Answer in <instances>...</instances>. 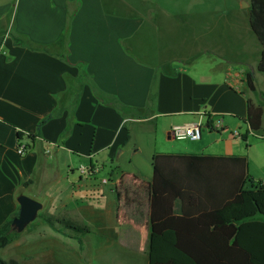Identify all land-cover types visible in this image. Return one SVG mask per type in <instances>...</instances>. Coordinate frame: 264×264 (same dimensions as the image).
Masks as SVG:
<instances>
[{
  "label": "crops",
  "instance_id": "obj_1",
  "mask_svg": "<svg viewBox=\"0 0 264 264\" xmlns=\"http://www.w3.org/2000/svg\"><path fill=\"white\" fill-rule=\"evenodd\" d=\"M241 1L250 0H0V225L19 211L20 194L37 200L56 179L60 161L72 170L75 158L88 160L90 176L103 169L92 162L98 158L115 169L101 178L113 186L112 195L97 190L84 196L100 208L87 212L108 224L118 246L148 264L154 154L245 156L247 174L264 183L261 45L249 5ZM16 38L48 51L19 45ZM248 70L254 91L245 83ZM248 99L262 104L257 132L246 122ZM200 114L201 141L186 152L146 150L135 142L137 135L155 140L161 132L174 139L172 125ZM217 118L222 127L211 129L208 121ZM18 145L25 146L24 154L17 153ZM138 154L149 172L136 166ZM49 204L46 215L52 218L84 212L83 205ZM197 218L211 227L218 223L216 213ZM37 228L17 231L2 259L46 263L38 253L43 241L61 240L60 248L61 238L70 235Z\"/></svg>",
  "mask_w": 264,
  "mask_h": 264
},
{
  "label": "trees",
  "instance_id": "obj_2",
  "mask_svg": "<svg viewBox=\"0 0 264 264\" xmlns=\"http://www.w3.org/2000/svg\"><path fill=\"white\" fill-rule=\"evenodd\" d=\"M249 23L261 45L257 70L264 73V0L249 1ZM15 43L48 51L25 38H16ZM245 83L255 90L251 70L245 73ZM262 113L261 103L247 100L251 131L261 129ZM241 138L246 140V134ZM152 169L148 264H264V183L247 174L245 156L156 153ZM205 213L218 215L214 227L198 222L197 216ZM17 215L0 225V249L16 237L12 220ZM41 218L54 231H87L65 219ZM0 264L18 262L0 257Z\"/></svg>",
  "mask_w": 264,
  "mask_h": 264
},
{
  "label": "rangeland",
  "instance_id": "obj_3",
  "mask_svg": "<svg viewBox=\"0 0 264 264\" xmlns=\"http://www.w3.org/2000/svg\"><path fill=\"white\" fill-rule=\"evenodd\" d=\"M130 125V124H129ZM128 125V126H129ZM204 138H202L203 141ZM201 140H179V139H167L166 133H158L156 135L155 140L151 136L139 137L138 135L135 137V142L140 143L143 149H149L155 147L156 150H162L165 152H186L182 151L185 148L197 146ZM136 166L142 172H149V163L148 161L138 154L135 156ZM99 165L103 164V169L98 173L90 175L81 170V167L88 168L89 161L82 159L78 161V158H75V162L71 165L73 167L72 170H69L66 161H60L57 167V175L56 179L45 185V187L41 188V192L37 196V201L42 204V208L38 210L37 215L33 221L26 225V228L19 232L25 233L28 229L36 227L40 232L45 231H54L44 222H42V215H46L48 208L45 209L47 203V199H50V204L54 208H57L58 203H66L67 209L74 208L76 209L78 206H82V210L84 212L79 213V217H71L69 215H65L63 219L68 221L70 224H73L78 227H85L87 231H83L81 233L74 232L72 230H68L63 228V231L66 233L69 232L70 235L68 237H62L63 245H60L59 241L49 242L43 241L44 246L43 249L38 251L41 254V258L46 262H42L43 264H145L143 260V256H133L130 252L122 247L118 246L117 243H120V239H116L115 236L108 231V224H104L103 219L96 214H89L87 211H91L93 209H100L96 207V205L91 206V202L85 200L84 196H89L91 194L95 195L97 190H105L106 196L110 197L112 193L110 190L113 188L109 183L103 184L101 183V178L107 177V175H111V173L115 170L110 166V164L101 159L95 158L94 161ZM70 165V164H69ZM95 165V163H93ZM85 176H87L85 178ZM82 177L83 181L80 182L79 178ZM110 178V177H109ZM66 188L68 191H66ZM99 194V191L97 192ZM239 199L237 198L236 201ZM86 203V205H84ZM86 206V207H84ZM79 209V208H77ZM58 219V218H53ZM57 227H60V224H56ZM14 231L17 230L14 228ZM76 238L81 239V243L77 241ZM59 242V243H58ZM52 244V245H50ZM6 250L5 247L0 249V257L6 258ZM43 254V255H42Z\"/></svg>",
  "mask_w": 264,
  "mask_h": 264
},
{
  "label": "built area",
  "instance_id": "obj_4",
  "mask_svg": "<svg viewBox=\"0 0 264 264\" xmlns=\"http://www.w3.org/2000/svg\"><path fill=\"white\" fill-rule=\"evenodd\" d=\"M203 114H200L199 118L195 121L183 124H175L172 125L169 129V135L174 139L179 140H199L202 134V130L204 128V123L202 122ZM211 129H220L222 127V119L217 118L213 123L211 122ZM234 136H239L238 132L234 133ZM17 153L24 154L26 152V148L24 145H18ZM83 172L89 173V169L85 167H81Z\"/></svg>",
  "mask_w": 264,
  "mask_h": 264
},
{
  "label": "water",
  "instance_id": "obj_5",
  "mask_svg": "<svg viewBox=\"0 0 264 264\" xmlns=\"http://www.w3.org/2000/svg\"><path fill=\"white\" fill-rule=\"evenodd\" d=\"M241 5L246 7L249 4L246 1H241ZM19 204L18 215L12 220V224L17 231H22L25 226L33 221L37 215L38 210L42 208V204L24 194L17 197Z\"/></svg>",
  "mask_w": 264,
  "mask_h": 264
}]
</instances>
